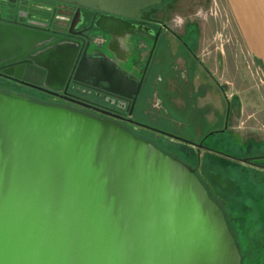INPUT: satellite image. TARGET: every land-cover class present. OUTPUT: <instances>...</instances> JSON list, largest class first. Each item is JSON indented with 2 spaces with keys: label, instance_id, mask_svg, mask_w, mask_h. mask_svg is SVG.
<instances>
[{
  "label": "water",
  "instance_id": "95a60500",
  "mask_svg": "<svg viewBox=\"0 0 264 264\" xmlns=\"http://www.w3.org/2000/svg\"><path fill=\"white\" fill-rule=\"evenodd\" d=\"M54 1L140 18L164 0ZM0 39L2 49L28 40L5 27ZM242 261L223 204L177 156L117 125L0 93V264Z\"/></svg>",
  "mask_w": 264,
  "mask_h": 264
},
{
  "label": "flooded vegetation",
  "instance_id": "af4514ba",
  "mask_svg": "<svg viewBox=\"0 0 264 264\" xmlns=\"http://www.w3.org/2000/svg\"><path fill=\"white\" fill-rule=\"evenodd\" d=\"M168 2L164 0L159 6L142 11L140 18H129L54 0H0V28L28 39L21 44L7 41L5 49L1 48L0 39V93L117 125L185 157L192 149L198 162L191 167L198 173L202 153L214 154L205 141L217 132H209L199 143H191L137 120L147 110L166 108L171 95L182 90L200 98L204 90L195 87L199 69L229 103L221 132L230 133L233 101L221 87L217 70H212L197 52L196 23L185 22L183 31H177L174 25L178 21H169L175 6ZM189 36H196L194 48L187 42ZM175 42L188 54H179L181 47ZM51 52L52 58L48 57ZM193 65L198 68L192 69ZM27 71L32 81L24 79ZM206 88L212 91L209 86ZM172 101L177 109L185 107L181 99ZM198 101L195 106L199 109ZM211 105L208 109H212ZM212 111L211 120L215 121L216 111ZM247 160L251 163H241L259 167L257 159Z\"/></svg>",
  "mask_w": 264,
  "mask_h": 264
},
{
  "label": "rangeland",
  "instance_id": "374dc122",
  "mask_svg": "<svg viewBox=\"0 0 264 264\" xmlns=\"http://www.w3.org/2000/svg\"><path fill=\"white\" fill-rule=\"evenodd\" d=\"M168 3L175 6L169 21H178L174 25L177 31H183L185 22L196 23L197 52L212 70H217L221 87L233 101L235 116L230 122V133L221 132L225 129L229 103L210 77L193 65L191 68L197 69L195 87L204 90L199 94L203 103H207L204 110L195 106L200 99L186 89L172 94L166 108L147 110L137 120L191 143H199L207 133L217 132L205 141L214 154L202 153L198 175L226 210L243 257L242 264H264V169L237 160L257 159L264 164V84L254 73L255 61L245 50L225 0H169ZM195 37L187 39L191 48ZM179 54L188 53L181 47ZM172 99H181L185 107L175 108ZM210 104L212 109H208ZM215 107L219 110L214 111L218 116L216 122L211 120Z\"/></svg>",
  "mask_w": 264,
  "mask_h": 264
},
{
  "label": "crops",
  "instance_id": "0c3cea01",
  "mask_svg": "<svg viewBox=\"0 0 264 264\" xmlns=\"http://www.w3.org/2000/svg\"><path fill=\"white\" fill-rule=\"evenodd\" d=\"M225 3L248 56L255 61L254 73L264 84V0H225ZM199 99L200 108L204 110L207 103L205 105L203 99ZM215 111L218 113V107H215ZM234 116L235 109L231 121Z\"/></svg>",
  "mask_w": 264,
  "mask_h": 264
},
{
  "label": "trees",
  "instance_id": "16d2710c",
  "mask_svg": "<svg viewBox=\"0 0 264 264\" xmlns=\"http://www.w3.org/2000/svg\"><path fill=\"white\" fill-rule=\"evenodd\" d=\"M176 146L180 147L179 144L176 145ZM161 149L164 150L163 148H161ZM164 151L167 152V153H170L171 155L177 156L180 160H182L184 163H186L189 166H192V164H195V163L197 164V162H198V157H197L195 151H193L192 149H190L189 154H187L186 157L182 156V154H180V153H172V152H169L167 150H164ZM178 151H180L179 148H178ZM257 165L264 169V164H262L260 162L259 163L257 162Z\"/></svg>",
  "mask_w": 264,
  "mask_h": 264
}]
</instances>
